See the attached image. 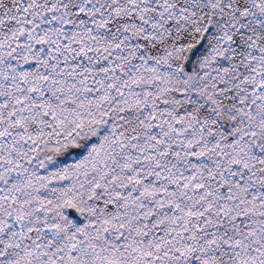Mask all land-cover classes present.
Here are the masks:
<instances>
[{"label":"snow or ice","instance_id":"1","mask_svg":"<svg viewBox=\"0 0 264 264\" xmlns=\"http://www.w3.org/2000/svg\"><path fill=\"white\" fill-rule=\"evenodd\" d=\"M0 264H264V0H0Z\"/></svg>","mask_w":264,"mask_h":264}]
</instances>
